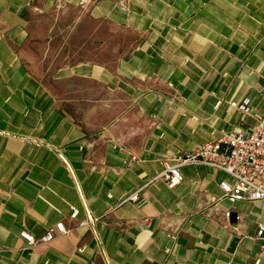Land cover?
Instances as JSON below:
<instances>
[{"label": "crops", "instance_id": "0c3cea01", "mask_svg": "<svg viewBox=\"0 0 264 264\" xmlns=\"http://www.w3.org/2000/svg\"><path fill=\"white\" fill-rule=\"evenodd\" d=\"M258 121L264 0H0V264H264V203L224 171L153 179Z\"/></svg>", "mask_w": 264, "mask_h": 264}, {"label": "built area", "instance_id": "2783aa9c", "mask_svg": "<svg viewBox=\"0 0 264 264\" xmlns=\"http://www.w3.org/2000/svg\"><path fill=\"white\" fill-rule=\"evenodd\" d=\"M242 112L250 110V98L242 97L233 101ZM176 163L168 165L153 179L162 178L169 188L177 186L181 180L180 165L183 163H202L224 171L230 181L222 180L219 188L230 202L261 200L264 203V122L258 121L249 129H222L219 137L201 143L192 155L177 156ZM138 192L131 193L121 199V203L137 201ZM75 211L74 207L72 208ZM96 219H91L94 221ZM261 226L257 232H263ZM64 223L59 221L47 228L40 239L42 242L52 240L58 234L66 233ZM20 236L29 245L36 242L31 233L26 230ZM81 250V249H80Z\"/></svg>", "mask_w": 264, "mask_h": 264}, {"label": "rangeland", "instance_id": "374dc122", "mask_svg": "<svg viewBox=\"0 0 264 264\" xmlns=\"http://www.w3.org/2000/svg\"><path fill=\"white\" fill-rule=\"evenodd\" d=\"M46 19L47 20H49V19H53L54 21H58L59 19H58V13H55V14H46ZM71 24V23H70ZM90 24V23H89ZM74 28V27H73ZM72 28H70V29H68V34H71V32H72ZM75 30V29H74ZM59 35H60V31H59V29H57V30H55V37H54V44H53V48H55V49H57V51L60 49V44L61 43H63L64 41H65V39L64 38H60L59 37ZM69 36V35H68ZM75 35H74V33H73V38H72V40L74 41L75 40ZM75 45H74V43L73 44H69L68 45V49L71 47V48H73ZM56 63H60V61H58V62H56Z\"/></svg>", "mask_w": 264, "mask_h": 264}]
</instances>
